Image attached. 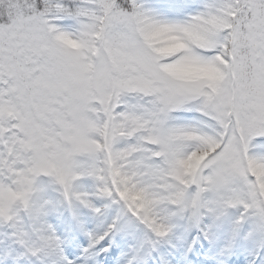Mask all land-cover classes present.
I'll list each match as a JSON object with an SVG mask.
<instances>
[{
  "label": "snow or ice",
  "instance_id": "1",
  "mask_svg": "<svg viewBox=\"0 0 264 264\" xmlns=\"http://www.w3.org/2000/svg\"><path fill=\"white\" fill-rule=\"evenodd\" d=\"M0 264H264V0H0Z\"/></svg>",
  "mask_w": 264,
  "mask_h": 264
}]
</instances>
